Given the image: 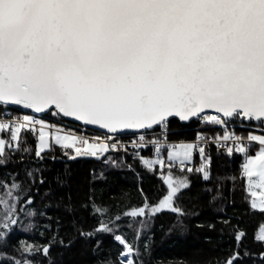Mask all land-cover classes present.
Here are the masks:
<instances>
[{
    "label": "snow or ice",
    "instance_id": "1",
    "mask_svg": "<svg viewBox=\"0 0 264 264\" xmlns=\"http://www.w3.org/2000/svg\"><path fill=\"white\" fill-rule=\"evenodd\" d=\"M12 105L98 125L114 135L90 142L36 116H14L0 119V130L10 132L9 141L0 139V155L6 147L18 150L26 144L22 130L37 136V157L51 147L50 141L73 149L76 156L126 150L115 139L123 130L139 133L136 147L151 143L154 159L137 155L149 171L163 169L166 194L157 203L145 197L142 206L125 214L133 218H150L162 210L178 220L184 215L176 200L191 184L186 176L174 175L176 168L210 179L202 146L208 138L197 133L195 142L168 144L172 120L220 126L217 147L243 155L246 190L260 198L251 207L264 210V134L242 137L227 127L255 122L264 131V0H0V106ZM156 128L163 139L146 140ZM253 144L259 147L250 154ZM165 145L167 160L161 154ZM197 151L201 165L194 169L188 165ZM4 187L0 239L6 241L18 223L15 193L20 184L13 178ZM26 203H33L31 195ZM108 223L101 222L95 231L113 232ZM243 235L237 233L236 240ZM114 239L123 246L118 264H137L139 247L122 235ZM256 239L264 241V226ZM50 248L51 243L24 244L21 258L11 264H36L31 257L48 256ZM238 258L236 252L224 264H237Z\"/></svg>",
    "mask_w": 264,
    "mask_h": 264
},
{
    "label": "trees",
    "instance_id": "2",
    "mask_svg": "<svg viewBox=\"0 0 264 264\" xmlns=\"http://www.w3.org/2000/svg\"><path fill=\"white\" fill-rule=\"evenodd\" d=\"M19 112L0 106V115ZM239 131L249 134L245 128ZM197 133L217 136L222 131L196 120L182 123L173 119L168 136L192 140ZM0 138L9 141L10 132L0 131ZM21 138L26 144L22 143L20 149L6 147L0 155V195L13 178L20 184L15 193L19 199L18 223L12 226L6 241L0 239V264L20 259L24 244L49 243L48 256L31 257L36 264H118L123 246L114 235H122L133 242L134 248L139 247L137 264H224L236 252L237 264H264V241L256 239L264 226V210L251 207L253 199L246 190L245 178L240 176L243 155H229L224 148L206 146L210 179L205 180L195 170H174V175L186 176L191 184L176 200L184 211L179 220L169 210L150 218H133L125 214L142 206L145 197L157 203L166 194L160 178L163 169L157 166L158 171L151 172L139 159L148 158L149 152L120 149L112 150L101 161L63 162L70 155L76 156L73 149L52 144L41 158L35 155L37 136L23 130ZM200 165L201 156L196 153L191 167ZM29 195L31 205L26 203ZM110 220L115 223H108ZM101 222L108 223L113 232H96ZM240 232L244 235L237 241Z\"/></svg>",
    "mask_w": 264,
    "mask_h": 264
},
{
    "label": "built area",
    "instance_id": "3",
    "mask_svg": "<svg viewBox=\"0 0 264 264\" xmlns=\"http://www.w3.org/2000/svg\"><path fill=\"white\" fill-rule=\"evenodd\" d=\"M14 109L17 111H20L17 108H14ZM32 115L36 116L37 118L44 119L51 124L58 125L60 128H63L66 133H72V134H75L77 136H84L85 138H88L90 140V142H93L94 138H96V137H99L100 140L103 141L105 136H110V137L113 136L112 134H108V133H104V132H100V131H96V130H90V129L82 126V125L73 124L64 118H56V117H53V116L48 115V114L45 116H39V115H35V114H32ZM14 116L20 117L22 115H20V112L16 115H13L11 113H5L3 115H0V119H10L11 117H14ZM208 126H214V128L216 130L220 129L222 131V134H223V130L220 126L212 125V124H208ZM227 127H228L229 131L234 132L236 135L242 136V137L247 136V135H244L243 131H239L240 129L242 130L244 128H245V130H249V132L264 134V131H262L261 127L255 122H253V124L251 126H249L247 124V122H245V124H243V125H241L239 123H229V125ZM1 131H7L8 132V130H1ZM168 133H169V130H168ZM200 134L202 136L208 138L207 143L202 144L203 147L206 148V146H208V145L217 146L215 143V140H214L215 136L208 135V134H202V133H200ZM138 138H139V133H137L135 135H133V133L115 135V139L117 141H119L122 145H124L126 147V150H137L139 153L149 152L148 158L154 159L156 157V153H155V149L151 143H148L143 148H139V147L134 146L133 142L138 141ZM154 139H163V137L160 135V129L159 128H156L155 131H149L146 134V140L151 141ZM195 141H196V137L192 140H176V139H171L167 135V143L168 144H180V143H188V142H195ZM254 145L255 144L249 145V149H251ZM121 149L125 150L124 147H122ZM195 153H199V152L197 151ZM161 154L164 157V159L167 160V146L166 145L163 148ZM243 159H244V157H243ZM242 162H243V160H242ZM242 162L240 164V170H241ZM176 169H179V168H176ZM240 176H241V172H240Z\"/></svg>",
    "mask_w": 264,
    "mask_h": 264
},
{
    "label": "water",
    "instance_id": "4",
    "mask_svg": "<svg viewBox=\"0 0 264 264\" xmlns=\"http://www.w3.org/2000/svg\"><path fill=\"white\" fill-rule=\"evenodd\" d=\"M10 107H14V108H17L19 109L20 111H22L23 113H27V114H35V115H39V116H45L47 114H44V113H40V114H37V113H34L32 112L31 110L29 109H24L22 106H15V105H12ZM210 114H214V113H210ZM66 119L67 121L73 123V124H78V125H82L90 130H96V131H100V132H104V133H108V131L106 129H102L100 128L98 125H85L83 124V122H80V121H76L72 118H64ZM182 122V121H181ZM190 122V121H189ZM182 123H187V122H182ZM135 130H123L122 132L118 133V134H115V135H120V134H127V133H133ZM108 134H111V133H108ZM114 135V134H112ZM111 153V150H109L108 152L106 153H103V154H98V156H91V155H88V156H74L75 158H69V159H64L62 160L63 162H69V161H72V162H75V161H78V160H94V161H101L103 160L107 155H109ZM127 216V215H126ZM130 217V216H128Z\"/></svg>",
    "mask_w": 264,
    "mask_h": 264
},
{
    "label": "rangeland",
    "instance_id": "5",
    "mask_svg": "<svg viewBox=\"0 0 264 264\" xmlns=\"http://www.w3.org/2000/svg\"><path fill=\"white\" fill-rule=\"evenodd\" d=\"M21 115H22V116H23V115L34 116V115H32V114H27V113H22ZM45 121H46V120H45ZM46 123H49V122L46 121ZM50 124H51V123H50ZM55 125H56V124H55ZM57 126H58V125H57ZM58 127H59V126H58ZM0 131H1V130H0ZM22 131H23V130H22ZM8 132H9V131H8ZM251 133L256 134V135H260V134H261V133H254V132H251ZM0 139H2V138H0ZM9 140H10V139H9ZM50 143H51V145H52V144H55L54 141H50ZM258 147H259L258 144H255V145L253 146V150H254V153H253V154H255V151L258 150ZM48 149H49V148L44 149V150L42 151V153L45 152V151H47ZM110 150H111V149H110ZM250 154H252V153L250 152ZM149 159H150V158H149ZM251 190H252V189H248V191H251ZM257 191H258V190H257ZM252 199L255 200L257 204H259V202H260V198H259V197H252ZM253 200H252V201H253ZM257 210L263 211V210H261V209H259V208H257Z\"/></svg>",
    "mask_w": 264,
    "mask_h": 264
}]
</instances>
